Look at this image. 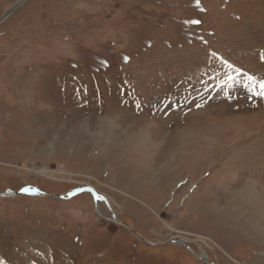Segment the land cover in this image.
I'll list each match as a JSON object with an SVG mask.
<instances>
[{
    "label": "rangeland",
    "instance_id": "374dc122",
    "mask_svg": "<svg viewBox=\"0 0 264 264\" xmlns=\"http://www.w3.org/2000/svg\"><path fill=\"white\" fill-rule=\"evenodd\" d=\"M261 80L264 0H0V264H264Z\"/></svg>",
    "mask_w": 264,
    "mask_h": 264
},
{
    "label": "snow or ice",
    "instance_id": "6c2138e0",
    "mask_svg": "<svg viewBox=\"0 0 264 264\" xmlns=\"http://www.w3.org/2000/svg\"><path fill=\"white\" fill-rule=\"evenodd\" d=\"M193 23H200V21H193ZM249 81H254V77H249ZM260 95H264V80L260 81ZM98 199H103L102 197H97Z\"/></svg>",
    "mask_w": 264,
    "mask_h": 264
},
{
    "label": "water",
    "instance_id": "95a60500",
    "mask_svg": "<svg viewBox=\"0 0 264 264\" xmlns=\"http://www.w3.org/2000/svg\"><path fill=\"white\" fill-rule=\"evenodd\" d=\"M82 190H89V188H85V189H79V190H76L72 193H70L69 195H66L67 197H70L78 192H81ZM27 193H30V194H34L36 192H27ZM15 194H19V192H15ZM39 194H42V195H47L46 193H43V192H39ZM61 197H65L64 195H60Z\"/></svg>",
    "mask_w": 264,
    "mask_h": 264
},
{
    "label": "bare ground",
    "instance_id": "6f19581e",
    "mask_svg": "<svg viewBox=\"0 0 264 264\" xmlns=\"http://www.w3.org/2000/svg\"><path fill=\"white\" fill-rule=\"evenodd\" d=\"M204 256H205V255H204ZM204 259H205V258H204ZM205 260H206V259H205ZM208 261H209V262H207V261H206V262H207L208 264H211L209 259H208ZM204 262H205V261H204Z\"/></svg>",
    "mask_w": 264,
    "mask_h": 264
}]
</instances>
